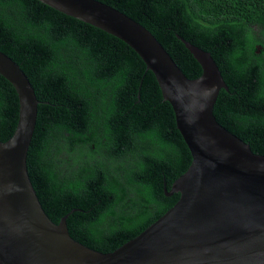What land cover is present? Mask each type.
I'll use <instances>...</instances> for the list:
<instances>
[{
    "label": "trees",
    "instance_id": "obj_1",
    "mask_svg": "<svg viewBox=\"0 0 264 264\" xmlns=\"http://www.w3.org/2000/svg\"><path fill=\"white\" fill-rule=\"evenodd\" d=\"M148 27L191 78L203 68L182 38L212 52L230 90L218 120L264 154V0H99ZM0 49L41 101L28 171L55 224L113 253L164 215L165 194L193 156L153 71L121 39L40 0H0ZM20 99L0 74V139L18 126Z\"/></svg>",
    "mask_w": 264,
    "mask_h": 264
},
{
    "label": "water",
    "instance_id": "obj_2",
    "mask_svg": "<svg viewBox=\"0 0 264 264\" xmlns=\"http://www.w3.org/2000/svg\"><path fill=\"white\" fill-rule=\"evenodd\" d=\"M67 16L121 39L154 72L193 156L165 194L178 201L113 253L74 240L67 220L45 213L28 171L41 101L30 77L0 49V74L16 88L20 117L0 139V264H264V154L217 118L230 90L212 52L182 38L203 73L189 77L144 24L99 0H40Z\"/></svg>",
    "mask_w": 264,
    "mask_h": 264
}]
</instances>
